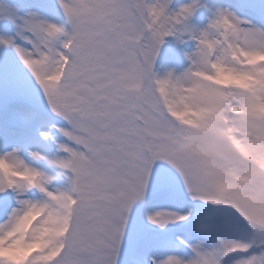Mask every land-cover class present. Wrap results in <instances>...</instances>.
<instances>
[{"label":"snow or ice","instance_id":"6c2138e0","mask_svg":"<svg viewBox=\"0 0 264 264\" xmlns=\"http://www.w3.org/2000/svg\"><path fill=\"white\" fill-rule=\"evenodd\" d=\"M58 3L63 25L0 3V26L14 30L0 47L15 51L68 125L57 129L67 142L54 158L30 153L53 175L19 149L0 155V196L16 205L0 223V264H122L134 208L170 182L194 202L232 210L248 239L209 243L213 214L194 242L180 240L191 255L150 264H264V26L203 0ZM202 9L210 18L198 27ZM169 38L187 66L160 76ZM169 56L179 60L177 49ZM13 112L31 124L27 110ZM61 177L67 187L54 186ZM191 217L165 210L147 222L164 230Z\"/></svg>","mask_w":264,"mask_h":264},{"label":"rangeland","instance_id":"374dc122","mask_svg":"<svg viewBox=\"0 0 264 264\" xmlns=\"http://www.w3.org/2000/svg\"><path fill=\"white\" fill-rule=\"evenodd\" d=\"M4 0H0L3 3ZM0 35H5V26H0ZM5 154V48L0 47V155ZM0 196V205L2 202ZM5 222V206L0 211V223Z\"/></svg>","mask_w":264,"mask_h":264}]
</instances>
